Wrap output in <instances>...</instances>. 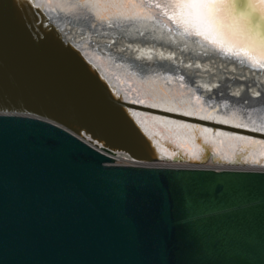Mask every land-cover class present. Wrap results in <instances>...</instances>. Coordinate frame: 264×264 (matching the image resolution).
Returning <instances> with one entry per match:
<instances>
[{"label":"water","instance_id":"water-1","mask_svg":"<svg viewBox=\"0 0 264 264\" xmlns=\"http://www.w3.org/2000/svg\"><path fill=\"white\" fill-rule=\"evenodd\" d=\"M227 4L264 38L259 10ZM97 21L0 0V264H264V169L155 164L130 102L63 31L98 35ZM205 41L264 69V58Z\"/></svg>","mask_w":264,"mask_h":264},{"label":"bare ground","instance_id":"bare-ground-1","mask_svg":"<svg viewBox=\"0 0 264 264\" xmlns=\"http://www.w3.org/2000/svg\"><path fill=\"white\" fill-rule=\"evenodd\" d=\"M33 2L48 13L54 8L64 22L84 12L98 19L102 27L98 35L77 25L66 24L63 31L130 102L132 118L153 143L159 162L155 164L264 169V141L248 137L264 139L252 133L264 132V69L250 67L240 55L225 56L205 41H224L264 58V38L250 33L243 19L229 14V9L220 26L199 9L190 15L185 10L181 17L175 9L178 0ZM248 3L264 15V0ZM111 25L124 27L133 38L120 35ZM143 34L152 40H144ZM131 55L140 63L130 66ZM136 104L183 114L193 121ZM113 156L127 161L122 153Z\"/></svg>","mask_w":264,"mask_h":264},{"label":"snow or ice","instance_id":"snow-or-ice-1","mask_svg":"<svg viewBox=\"0 0 264 264\" xmlns=\"http://www.w3.org/2000/svg\"><path fill=\"white\" fill-rule=\"evenodd\" d=\"M230 5L224 2V0H218V2H204V0H178L175 4V9L179 11L180 16L183 17L185 10H188L189 15L193 9H199L200 12L210 19V22L220 26L222 24L225 10ZM183 79V77H181Z\"/></svg>","mask_w":264,"mask_h":264},{"label":"rangeland","instance_id":"rangeland-1","mask_svg":"<svg viewBox=\"0 0 264 264\" xmlns=\"http://www.w3.org/2000/svg\"><path fill=\"white\" fill-rule=\"evenodd\" d=\"M67 25H69L68 23H67ZM70 28H71V26H70ZM70 30V29H69ZM205 57H207V55L206 56H204V59H205ZM230 61H232V59H230ZM155 163H159L158 161H155ZM157 165H161V164H157Z\"/></svg>","mask_w":264,"mask_h":264},{"label":"built area","instance_id":"built-area-1","mask_svg":"<svg viewBox=\"0 0 264 264\" xmlns=\"http://www.w3.org/2000/svg\"><path fill=\"white\" fill-rule=\"evenodd\" d=\"M117 162H119V163H127V164H128V163H131V162L128 161V160H127L126 162H121V161H117Z\"/></svg>","mask_w":264,"mask_h":264}]
</instances>
